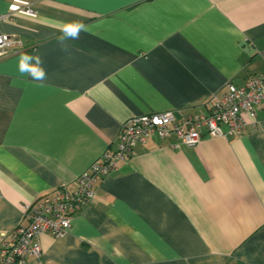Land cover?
<instances>
[{
  "label": "crops",
  "instance_id": "obj_1",
  "mask_svg": "<svg viewBox=\"0 0 264 264\" xmlns=\"http://www.w3.org/2000/svg\"><path fill=\"white\" fill-rule=\"evenodd\" d=\"M17 6L33 14L0 21L22 41L0 59V240L131 117L205 111L264 75V0H0V14ZM252 120L137 144L64 236L40 235L37 264H264V106Z\"/></svg>",
  "mask_w": 264,
  "mask_h": 264
},
{
  "label": "built area",
  "instance_id": "obj_2",
  "mask_svg": "<svg viewBox=\"0 0 264 264\" xmlns=\"http://www.w3.org/2000/svg\"><path fill=\"white\" fill-rule=\"evenodd\" d=\"M16 13L32 15L33 11L29 6L13 7L11 13L0 14V21ZM21 47L20 39L0 31V59ZM259 54L264 58V47ZM263 106L264 75H251L241 84L226 82L206 103L205 111L178 115L163 111L131 117L120 125L115 145L108 146L75 177L72 189L61 184L24 205L22 222L1 237L0 264H37L41 256L40 235L64 236L72 219L92 203L95 184L117 171L137 144L146 143L151 138L174 137L179 144L190 147L204 136L239 135L254 125L252 119L257 109Z\"/></svg>",
  "mask_w": 264,
  "mask_h": 264
},
{
  "label": "snow or ice",
  "instance_id": "obj_3",
  "mask_svg": "<svg viewBox=\"0 0 264 264\" xmlns=\"http://www.w3.org/2000/svg\"><path fill=\"white\" fill-rule=\"evenodd\" d=\"M71 31H75L74 29H71Z\"/></svg>",
  "mask_w": 264,
  "mask_h": 264
}]
</instances>
